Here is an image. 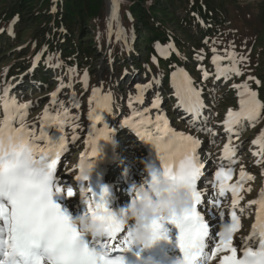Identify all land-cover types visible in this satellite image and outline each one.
Segmentation results:
<instances>
[{
    "label": "snow or ice",
    "instance_id": "6c2138e0",
    "mask_svg": "<svg viewBox=\"0 0 264 264\" xmlns=\"http://www.w3.org/2000/svg\"><path fill=\"white\" fill-rule=\"evenodd\" d=\"M218 59L217 57L216 60ZM224 71L241 74L235 66ZM184 75L187 77L186 73ZM204 76L207 78V71L204 72ZM86 78L85 73V80ZM242 87L245 90L248 88L246 84ZM4 91L5 111L8 114L0 124V264H125L123 256L117 255L109 258L110 251H122L133 243L131 232H128L122 240L117 241L116 234L122 232L123 228L115 214L108 209L109 189L104 187L99 195L90 187L82 188L81 191L91 194V199L85 200L87 204L85 214H100L102 222L106 224L105 234L102 237L108 238L109 241H117L115 244L101 243L98 240L99 237L89 239L81 235L66 210L53 199L54 192L64 193L54 180L60 150L64 148V140L61 138L55 143L50 140L47 148L39 147L34 142L35 134L29 132L23 123V115L20 117V127L14 128L12 120L15 114L22 109H27L29 105H18L14 99L9 101L6 98L8 89ZM194 93L195 89L192 88L189 78L186 82L185 96L190 102L189 110L199 115L202 105L198 100V94L193 101ZM247 95L249 99L241 101V112H229V118L225 122L229 130L232 125L239 123L240 118L255 120L259 116L260 109L264 108V105L256 100L255 92L247 91ZM109 100L110 97H104L105 103L102 106L108 107ZM153 107H158V101ZM89 115L91 119H101L94 113ZM124 123L132 122L126 120ZM156 126L163 132V135L155 138L149 137V140L159 153L162 162L161 174L177 186L189 188L193 195V207L180 216L174 215L170 218V222L180 229L178 246L182 252H186L189 248H196L199 257L207 252L204 264H210L217 253L229 250L231 255L224 256L220 264H264V193L261 194L259 200L251 201V204L259 205V211L252 237L249 240L258 238L259 247L254 248L251 244H246L242 258H237V249L232 246L233 235L225 239L220 231H217L216 236L219 238V243H216L214 249L209 251L207 238L210 236V225L215 222L207 220L205 215L197 210V205L202 203V193L197 190V182L202 176L204 167L197 155L200 141L190 135L171 132L166 126H162L160 117L157 118ZM100 136H103L104 140L110 139L107 126L104 132L90 140L94 157L100 154L96 143ZM229 152L230 149L226 146L225 157H228ZM91 167V164L82 161L80 175L76 179L87 182L89 177L86 175V168ZM215 177L218 182L219 196L223 197L227 191H230L234 197L232 206L235 209L242 199L239 193L243 184L228 183L232 178L231 168L226 171L221 167L215 172ZM240 178L241 181L245 178L252 179L250 176L246 177L243 170L240 172ZM156 179L157 177L153 175L151 180L145 181L139 189L134 186L133 198L138 197L139 191L150 187ZM75 195L73 189L68 187L66 196L71 198ZM217 206L218 202L214 200L212 207ZM217 218L222 223L225 220V213L219 212ZM230 221L234 234L241 226L240 217L235 210L231 212ZM163 223V221L154 222L153 227L164 238H167L166 232H162Z\"/></svg>",
    "mask_w": 264,
    "mask_h": 264
},
{
    "label": "rangeland",
    "instance_id": "374dc122",
    "mask_svg": "<svg viewBox=\"0 0 264 264\" xmlns=\"http://www.w3.org/2000/svg\"><path fill=\"white\" fill-rule=\"evenodd\" d=\"M110 1L106 0L107 10L110 5L114 11L115 6ZM115 14L117 17L121 16L119 10ZM260 41L262 43L264 41V32L261 33ZM13 55L11 51L6 56L0 58V124H2L8 114L5 111L4 91L7 88L6 98L9 101L14 99L18 105H29L27 109H24V112L20 110V112L15 114L12 120L14 128L20 127V117L23 115V123L29 132L37 135L35 136L36 138L42 135L45 136L44 138H39L37 141L52 136L50 132H52L53 127H56L53 133L56 135V132L58 138L61 135L66 138L71 137L68 140L69 142L77 137L67 146L66 155L64 156L60 170L61 174L66 176L68 182L74 180L78 157L83 149V145L85 147L87 143V139L84 136L88 130L89 114L94 112L93 110L96 108L95 103L97 104L100 96L110 97L109 110L112 121V127L110 128L111 125L109 126L110 130L116 128L114 127L115 122L123 124L124 121L132 118L138 107L149 103L153 106L157 101L160 103L159 100H162L160 106L172 125L166 122L171 125V128L174 127L178 131L184 130L188 134L191 133L192 136H196L198 140L200 139V153L206 162L211 161L214 164V161H218L219 156L225 152L226 146L230 150L235 149L238 151V161L234 163L229 162L232 170L230 183L243 184V188L239 193L242 199L235 207L240 217L241 226L237 230L236 235L233 236L237 240H242V237L251 230L250 227L254 218V207L251 201L257 200L259 195L264 191V114L259 113V116L255 120L240 118L238 124L232 125L236 135L229 136L224 129L225 122L229 118V112H241V101L249 99L247 91L250 90L248 88L242 100H238L237 91L235 92L236 88H241L245 84L247 85L251 80V66L253 65L249 57H244L243 62H241L239 61V55L234 53L223 56L218 60L215 59L213 62L207 64L201 62V58L197 59L192 65V68H194L192 75L197 78V81L203 77L208 88L206 89L205 87L204 91L198 93L195 79L191 81L192 88L195 89L193 101H195L198 94V100L202 105L199 114L205 116V118L202 116L199 122L193 123L194 117L189 119L183 118L184 112L189 110L187 107L190 102L185 96L186 82L189 78L185 77L180 69L173 70L171 74L173 83L162 82L161 84H157L154 81V74L141 73L137 64L126 65V61H115V58L114 60L110 59L104 51H97L93 58V71L89 70L90 76L88 81L72 82L70 75L66 73V68L63 65H57L51 68L53 76L48 81V85L51 86L50 88H39L36 85L37 87L29 91L26 90V83L33 81V67L30 66L21 75V70L18 71L17 69L12 72L14 74L6 73L12 66L13 61L11 59ZM260 56L264 57V50L260 52ZM132 60V57H129L127 61L129 63ZM53 62L57 61L54 60ZM118 64H122L125 68L124 70L122 69V71L126 72L125 77L119 78ZM210 66L214 67L215 71L209 73L207 78H205L203 69H208ZM234 66L240 70L241 74L237 75L232 71H224ZM260 66V73L264 74V61ZM165 72V69L161 70L160 74L163 76ZM134 78L136 79L134 80ZM171 90L173 92H169ZM167 93L174 95L172 96L173 100H170L166 96ZM262 95H264V92ZM205 97L208 98L204 99ZM262 97L264 98V96ZM142 98L144 101H140ZM256 100L263 105V99L258 94L256 95ZM180 105H184L181 110L180 107L182 106ZM228 105L231 107H228ZM149 108L146 109L147 114H151L148 113L152 111L151 106ZM130 127L127 125L123 126V128H117L122 132L117 135L118 141H121L118 144L119 156L124 155L125 158L117 161L120 168L114 174L118 185L124 183V176L129 175L126 178L127 187L133 183V186H131V189H133L134 183L142 181V174L145 170L143 164L148 156L145 158L146 152L140 149V143L134 144L135 140L129 131ZM111 132L115 136V131L111 130ZM49 134L50 136H47ZM242 170L246 173V177L250 176L252 179L245 178V180L241 181L240 172ZM111 173L113 171L109 174ZM249 189L251 190L249 191ZM118 190L119 186L117 187ZM233 199L232 193L227 192L220 199V204L215 208V216L217 217L218 213L222 211L227 215L228 207H232ZM68 200L72 207L73 205L76 207L80 202V193L78 202L74 203L75 199L68 198ZM123 200H127V203L131 202V200L125 197H123ZM241 209H244V211H241ZM220 225L217 224L216 228L220 227ZM214 261L217 262V258Z\"/></svg>",
    "mask_w": 264,
    "mask_h": 264
},
{
    "label": "trees",
    "instance_id": "16d2710c",
    "mask_svg": "<svg viewBox=\"0 0 264 264\" xmlns=\"http://www.w3.org/2000/svg\"><path fill=\"white\" fill-rule=\"evenodd\" d=\"M116 1L126 39L119 37L116 16L111 43L117 61L127 59V44L139 53L134 62L144 72L151 70L157 79L169 83L170 70L184 67L193 71L198 58L207 64L237 53L241 62L244 57L251 59L249 87L264 96V74L260 73L264 0ZM107 16L106 0H0V58L12 51L10 72H14L24 70L41 51V64L51 66L59 51L72 79L78 82L93 71L96 52L107 45ZM36 71L35 77L45 87L50 75L43 66Z\"/></svg>",
    "mask_w": 264,
    "mask_h": 264
},
{
    "label": "clouds",
    "instance_id": "9594fccd",
    "mask_svg": "<svg viewBox=\"0 0 264 264\" xmlns=\"http://www.w3.org/2000/svg\"><path fill=\"white\" fill-rule=\"evenodd\" d=\"M94 165L86 171L90 177ZM145 171L157 177L150 186L139 191V195L119 210L115 215L123 229L131 224L132 241L145 251L152 250L157 244L166 240L154 227V222H170V218L182 215L193 207L194 200L189 188L177 186L169 178L161 174V170L145 162ZM139 189V187H137ZM81 235L87 238L102 237L106 224L102 222L100 214L83 213L72 218ZM232 223L225 219L220 225V233L225 239L233 235ZM139 264H162L155 257L138 256ZM199 252L196 248H189L182 252V257L172 261V264H198Z\"/></svg>",
    "mask_w": 264,
    "mask_h": 264
},
{
    "label": "bare ground",
    "instance_id": "6f19581e",
    "mask_svg": "<svg viewBox=\"0 0 264 264\" xmlns=\"http://www.w3.org/2000/svg\"><path fill=\"white\" fill-rule=\"evenodd\" d=\"M104 97H106V96H100L99 97L100 99L98 100V102L96 104V108H95V110L102 111L103 115H102L101 119L95 120V119L90 118L88 120V130H87L86 135H85V138L87 139V143L85 145L86 149L92 147V145L90 144V140L96 138V136L98 134L104 132L106 126H107V132L109 134V137H114L113 132H111V130L109 129V126L111 125V117H110V110H109L110 104L108 101V107L105 108L102 106L105 103ZM150 106H152L151 103L138 107L136 109L135 115L132 118L127 119V120L132 122L129 124L137 125L135 127V129L139 131L137 134L140 137L144 138L146 140V142L148 143L147 149L149 150V155L145 160L146 163H148L149 159L151 158V154H152L153 148H154L153 147L154 144L150 142L149 137L155 138V137L163 135V132L158 130L157 126H156L157 118L160 117L161 115L158 114L157 112L147 114L146 109H148ZM155 109H157V107H155ZM95 110H94V112H95ZM153 114H155V115H153ZM141 121H143V123H141ZM161 124H162V126H166L168 129H170L171 132L178 133V134L183 133L184 135H190L187 132H185L184 130L177 131L176 129L171 128V125H169L166 122V119L164 121L161 120ZM55 134L56 135L53 137L50 136V137H47V139H44L41 141L35 140L34 142L37 145H39V147H41V148H47L50 140L55 143V142H58L61 138H63L64 143H67L68 140L71 139V137L66 138L63 135L59 136V138H58L56 132H55ZM190 136H192V135H190ZM105 142H106V140L103 139V136H100L99 139H97L96 143H97V146L99 147L100 151H102L104 149ZM142 175H143L142 181H140L138 184L134 185L135 187H140V186L145 184V181H147V172L145 170L143 171ZM139 177H141V176H139ZM263 193H264V191H263ZM86 199H90V197L86 194L84 195L83 192H80V202H79V204L76 205V207H74L76 210L77 216L86 212V210H87V204L85 202ZM62 201L65 204H67L68 206H71V203L69 202L68 198L65 195L62 196ZM128 204L129 203H127V201H125L123 199H120V201H119V205H121V208L126 207ZM73 206H75V205H73ZM213 216H215V214H213ZM213 220L215 222L214 223L215 227L217 226V224H221L218 221V218L216 216ZM130 227H132L131 224H130ZM252 233H253V229L248 231V233L242 237V240H237L233 236V245L232 246L237 249V252H240L241 250L244 251V246L246 244H251V246L256 245V243L258 242V238H252L251 240H249V238L252 237ZM125 235H127V233H125L124 236ZM124 236H122V239ZM212 242L213 243L211 244L209 251L214 249L216 243H219V238L216 236V234L213 235ZM226 255H231V252L229 250H224L222 252L217 253L216 257L214 258V259L217 258V262H215L213 259L212 261H210V264H218L219 258H221V256H226Z\"/></svg>",
    "mask_w": 264,
    "mask_h": 264
},
{
    "label": "water",
    "instance_id": "95a60500",
    "mask_svg": "<svg viewBox=\"0 0 264 264\" xmlns=\"http://www.w3.org/2000/svg\"><path fill=\"white\" fill-rule=\"evenodd\" d=\"M111 2L113 3V5H115V1L114 0H111ZM108 11H109V20H110V18L113 16V10L111 9V7L109 6V9H108Z\"/></svg>",
    "mask_w": 264,
    "mask_h": 264
}]
</instances>
